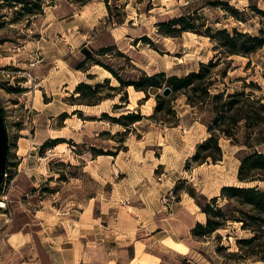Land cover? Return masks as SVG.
Instances as JSON below:
<instances>
[{
    "label": "rangeland",
    "instance_id": "374dc122",
    "mask_svg": "<svg viewBox=\"0 0 264 264\" xmlns=\"http://www.w3.org/2000/svg\"><path fill=\"white\" fill-rule=\"evenodd\" d=\"M44 1L43 11L34 15L22 13V6H0V65L12 62L5 68L0 67V102L3 108L8 99L12 100L7 97V92L18 91L22 96L25 92L20 87L9 86L7 75H17L24 84L25 80L32 79V89H38L30 73L33 75L36 68L33 63L45 56L44 50L53 52L54 46L67 48V54L58 51L59 57L66 55L76 69L86 59L81 49L87 45L97 60L113 67L127 80L136 79L143 72L154 74L160 70L168 76H185L198 71L201 62L220 60L221 64L214 71L213 92L245 91L263 98L264 102V46L247 56L228 55L209 36L195 31H185L176 37L167 36L159 32L158 26L159 22L198 8L205 16V22L214 28H228L230 31L238 28L260 35L264 28V13L256 8L264 10V0H224L236 8L239 18L228 5H212L209 0H109L110 8L105 0H90L85 5L73 0ZM104 47L111 50L99 54L98 50ZM86 68L79 69L89 70L88 75H83L85 82L94 85L109 78L110 86L120 85L113 73L106 75L104 66L89 60ZM110 86H105L102 93L85 98L79 97L75 87L66 98L71 113L57 118L51 128H42L45 134L61 136L58 137L61 141L53 148L41 152L43 144L52 138L39 146L42 155L61 153L76 158L74 162L78 165L70 166L58 161L51 166L54 171H63V181L74 177L70 183L53 181L34 189L25 172H18L15 151L18 130L25 126L27 116L36 113H6L11 116L7 120L12 142L8 179L0 191L2 231L8 224L14 223L16 228L20 222L33 217L35 210L42 206L41 201L49 209L59 205L62 207L59 213L62 214L67 203L89 197L90 201L104 206L107 227L118 222L134 227L138 219L146 216L145 212L153 207H163V212L168 215L181 211L182 207L184 210L195 209L194 204L198 203L193 192L211 199L220 197L225 185L259 184L264 187L263 181L243 183L238 177L245 154L254 150L264 152V124L258 125L257 117L250 126L246 121L230 126L228 117L241 115L236 111L227 112L228 123L222 128H233L239 143L222 135V160L214 162L210 159L204 164L193 162L189 165L199 144L210 136L211 100L194 106L189 103L187 90L171 93L174 112L160 113L157 118H152L158 103L153 92L164 95L168 85L153 90L148 99H144L145 92L138 93L134 86L127 87L126 100H122L124 93L118 94L119 90H112ZM100 98L106 99L93 106ZM132 111L141 112L145 117L132 124L129 130L123 123L113 121V118H121ZM78 154L88 157L89 162L86 159L79 162ZM83 163H89L87 171ZM82 181L84 185L80 188ZM58 187H61L59 192L56 190ZM219 202L224 205L227 200L220 198ZM102 209L100 206L97 214L101 215ZM206 216L204 213L196 217L206 222ZM250 235L241 223L230 222L226 228L201 239L188 233L182 238L185 246H172L184 255L165 246L164 242L162 249L178 259V264H193L192 258L196 264H239L230 259L229 254L239 249L238 238ZM243 264L264 263L248 261Z\"/></svg>",
    "mask_w": 264,
    "mask_h": 264
},
{
    "label": "crops",
    "instance_id": "0c3cea01",
    "mask_svg": "<svg viewBox=\"0 0 264 264\" xmlns=\"http://www.w3.org/2000/svg\"><path fill=\"white\" fill-rule=\"evenodd\" d=\"M87 46L81 49L85 57L87 53H94ZM19 50L21 51L20 48ZM58 51L66 53L68 49H57V46H54L53 52L44 50L45 56L33 63L32 66L36 68L33 75H30L35 79L38 89H32V79L25 80L24 84L17 75H7L9 86L14 85L25 91L23 96L18 91L7 92V97L12 99L4 103L7 126V119L11 116L6 113H36L27 116L25 126L18 130L15 148L18 172H25L34 189H38L42 184L49 185L53 181L70 183L74 177L63 181V171H54L51 167L57 164L56 162H66L70 166L78 165V162H74L76 158L73 155H42L38 148L48 138L61 137L51 133L45 134L42 128H51L57 118L71 113L66 98L76 85L84 81L83 75L89 73V70L74 69L71 59L66 55L59 57ZM7 65H12V62H6L0 67L5 68ZM46 97L48 99H45ZM11 142L10 136L9 143ZM85 159L89 162L88 157L78 154L79 162H84ZM82 166H85L87 171L89 163H83ZM83 185L82 181L79 187L83 188ZM60 189L61 187H58L57 192ZM43 204L41 201L42 206L35 210L33 217L20 222L16 228L12 223L6 225L7 229L4 231L0 229V264H178V259L175 260L163 251L162 243L172 250H175L173 245L185 246L182 238L188 233L193 236L192 229L198 222H203L196 216L204 214L198 204H194L195 209L184 210L182 207L181 211L169 215L163 212V207H153L145 212L146 216L138 219L134 227H126L119 222L107 227L103 215L104 206L97 201H90L89 197L86 200L81 197L80 200L67 203L62 214L59 213V208H62L59 205L49 209ZM100 206L103 207L101 215L97 214ZM13 258L15 260L12 262ZM192 260L190 261L196 264Z\"/></svg>",
    "mask_w": 264,
    "mask_h": 264
},
{
    "label": "trees",
    "instance_id": "16d2710c",
    "mask_svg": "<svg viewBox=\"0 0 264 264\" xmlns=\"http://www.w3.org/2000/svg\"><path fill=\"white\" fill-rule=\"evenodd\" d=\"M79 4L85 5L90 0H73ZM110 8L109 0H105ZM209 4L212 5H228L232 9L234 15L238 11L236 8H232L228 1L224 0H209ZM44 0H0V6L17 7L22 6L23 12L28 14H38L43 11ZM260 12L264 13V10L256 8ZM205 16L200 13L199 9H191L185 11L183 14L174 17L167 21L158 23L159 32L163 35L176 37L185 31H195L200 34L209 36L212 40L218 42L222 48L225 49L228 55L242 54L249 55L264 46V28L261 29L260 35H253L249 32L240 31L235 28L234 31H230L228 28H214L212 25L207 24L204 20ZM202 22L198 23L197 21ZM111 50L110 47H104L98 50V53L107 52ZM92 60L95 64L104 66L107 70L114 74L120 81L119 86H110V79L106 81L98 82L94 85L87 82H81L76 87V92L80 93L81 98H85L97 93H102V89L105 86H110L112 90H119L118 94L124 93L122 100H126L128 95L127 87L134 86L136 90L146 93L144 99L151 97L153 90H158L164 85H168L172 89L173 93H178L184 90L188 91L189 103L197 106L198 103L211 100L212 108L210 113L212 119L208 123L210 136L199 144L196 153L189 160L191 163L204 164L212 159L214 162L223 159V149L220 144L222 135L232 139L235 143H239L236 138V134L233 133V128H222L224 124H227L226 120L227 112L236 111L238 115L229 116L230 126H238L241 121H246L250 126L255 122L256 117L261 123L264 124V102L263 98L256 97L253 94L246 93L245 91L227 93L225 91L213 92L215 82L213 80L215 69L221 64L220 60L209 62H201L200 69L198 71H192L185 76L172 75L168 76L166 72H157L154 74H148L143 72L141 76L136 79L127 80L113 67L100 62L94 56V53H87L86 59L82 64L77 66L78 69H87L86 63ZM156 94L157 106L155 113L151 115L152 118H157L160 113L174 112L172 96L161 95L158 91L153 92ZM116 94L115 96H117ZM111 97L107 96L106 98ZM106 98H100L99 101L94 102L92 105L102 102ZM199 98L200 100H196ZM1 105V102H0ZM2 107V105H1ZM3 114L5 110L2 107ZM79 110L76 111L78 113ZM64 117L67 114L63 115ZM144 115L141 112L132 111L128 114L122 115L121 118H113V121L123 123L128 127L132 124L140 122L144 119ZM125 119V121H124ZM162 120H164L162 118ZM257 123V122H256ZM257 125V124H255ZM127 130V131H128ZM220 131V132H218ZM59 141L57 139H51L43 144L42 151L46 148L55 147ZM251 147V145H249ZM10 156V147H9ZM10 158H8L7 171L10 168ZM239 180L243 183L248 182H264V152L254 150L253 152L245 154L241 159V165L238 174ZM2 190V186L0 191ZM198 205L201 210L206 213V222H198L192 229V235L196 239L211 236L213 233L220 229L226 228L230 222L241 223L244 230L251 233L249 237L238 238L237 244L239 249L237 251L230 252V259L239 264L244 262L254 261L264 263V187L259 184L256 185H225L221 189V196H214L209 199L205 195H198L193 192ZM223 198L227 200L224 205H221L219 200ZM223 248H219L221 250Z\"/></svg>",
    "mask_w": 264,
    "mask_h": 264
},
{
    "label": "water",
    "instance_id": "95a60500",
    "mask_svg": "<svg viewBox=\"0 0 264 264\" xmlns=\"http://www.w3.org/2000/svg\"><path fill=\"white\" fill-rule=\"evenodd\" d=\"M164 95L170 96L172 93V89L167 86L164 89ZM9 130L6 122V118L3 114L2 107L0 105V188L3 185L7 172V164L9 158Z\"/></svg>",
    "mask_w": 264,
    "mask_h": 264
},
{
    "label": "built area",
    "instance_id": "2783aa9c",
    "mask_svg": "<svg viewBox=\"0 0 264 264\" xmlns=\"http://www.w3.org/2000/svg\"><path fill=\"white\" fill-rule=\"evenodd\" d=\"M8 174H9V173H8V171H7V172H6L5 181H4L3 185H2L3 188L5 187V185H6V183H7Z\"/></svg>",
    "mask_w": 264,
    "mask_h": 264
},
{
    "label": "bare ground",
    "instance_id": "6f19581e",
    "mask_svg": "<svg viewBox=\"0 0 264 264\" xmlns=\"http://www.w3.org/2000/svg\"><path fill=\"white\" fill-rule=\"evenodd\" d=\"M105 70H106L105 72H106V75H107V76H111V75H112V73H111L109 70H107V69H105ZM131 87H132V86H131Z\"/></svg>",
    "mask_w": 264,
    "mask_h": 264
}]
</instances>
